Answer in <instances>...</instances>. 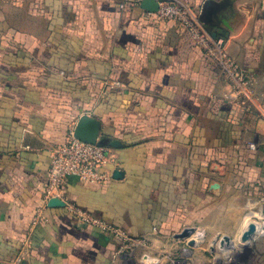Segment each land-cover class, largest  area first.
<instances>
[{
  "label": "crops",
  "instance_id": "obj_1",
  "mask_svg": "<svg viewBox=\"0 0 264 264\" xmlns=\"http://www.w3.org/2000/svg\"><path fill=\"white\" fill-rule=\"evenodd\" d=\"M141 1L0 0V264H141L44 201L51 152L82 115L119 144L117 165L104 185L68 178L64 203L161 249L193 229L264 264V236L243 240L264 209V120L228 102L216 67ZM183 1L264 93V0ZM186 240L183 264L230 262Z\"/></svg>",
  "mask_w": 264,
  "mask_h": 264
},
{
  "label": "built area",
  "instance_id": "obj_2",
  "mask_svg": "<svg viewBox=\"0 0 264 264\" xmlns=\"http://www.w3.org/2000/svg\"><path fill=\"white\" fill-rule=\"evenodd\" d=\"M157 1L159 4L155 13L157 17L175 23L190 38L193 46L203 54L204 58L216 67L223 83V97L246 112H255L260 120H264V93L258 90L257 79L230 55L228 40L212 33L202 19V10L183 0ZM119 84V82L115 83V85ZM249 147L251 150H256L257 143L253 141L249 143ZM110 165H117L115 153L111 148L86 143L76 138L75 129L71 127L65 142L51 152L49 178L44 194L45 203L48 204L53 198L62 200L64 185L70 177L82 183L97 185L110 182L112 180V174L108 170ZM65 206L78 224L98 228L103 233L111 235L117 242L119 255L134 256L140 248H145L149 243L147 237H136L77 205L65 203ZM252 218L254 220L251 222L257 225V234L264 236V209L255 212ZM37 221L34 223L36 224ZM199 234L204 236V233L196 232L192 239ZM145 257L152 259L151 264L159 262L158 258L150 257L148 254L142 257V262Z\"/></svg>",
  "mask_w": 264,
  "mask_h": 264
},
{
  "label": "water",
  "instance_id": "obj_3",
  "mask_svg": "<svg viewBox=\"0 0 264 264\" xmlns=\"http://www.w3.org/2000/svg\"><path fill=\"white\" fill-rule=\"evenodd\" d=\"M141 8L150 13H156L158 11L159 4L157 0H142ZM99 133H100V124L98 123L96 119H94L93 117L89 115H82L80 117L75 127V137L76 138L86 143H91V144H99L102 146H112V147L119 146V144L116 142H108L106 139H99ZM117 175H119V173L116 172L115 176ZM48 206L49 207H64L65 203L61 199L53 198L48 202ZM193 233H194L193 229H186L182 233H180L177 236V238L189 239L190 241L188 242V245L192 247L196 245V241L192 239ZM256 233H257V225L254 222H251L249 224L247 232H245V234L243 235V240L245 241L249 240L252 237V235ZM219 248L220 250L228 249L230 248V244L223 238L219 242ZM143 262L145 264L152 263L148 257H145L143 259Z\"/></svg>",
  "mask_w": 264,
  "mask_h": 264
},
{
  "label": "rangeland",
  "instance_id": "obj_4",
  "mask_svg": "<svg viewBox=\"0 0 264 264\" xmlns=\"http://www.w3.org/2000/svg\"><path fill=\"white\" fill-rule=\"evenodd\" d=\"M253 220H250V222ZM184 240L187 241L186 239H184ZM184 240L183 239L182 240H175L174 238H171L170 243L168 242V244H170V246L168 247L169 249L168 248L161 249V247L159 248L158 244L161 241H159V242H155V240L151 241L145 247L150 252L145 253V254H148V255H150V257H153L156 259L157 258L158 259L159 258L169 259V260L176 261L175 264H183V262L185 260L193 257V255L191 254V252L189 250L188 251L181 250V248H178L174 243H176L177 241H184ZM196 245L200 248V250L202 249V251H204V250L206 252L209 251L210 257H214L217 260L221 259V257H224L227 262L230 261L228 264H250V261L258 256V253L256 251L253 252L251 250H244L240 256H235L233 254L234 252L232 250L231 251H229V249L228 250L227 249L220 250L218 248V246L215 244V242L213 243L209 239H205V237H204V240L202 242H200V243L197 242ZM142 248H144V247H142ZM136 254L134 256H131V257L127 256V258L132 259L133 263H135V261H137L141 264H145L144 262H142V257L145 254H143L141 256H138V254L137 255ZM216 264H220V263H218V261H217Z\"/></svg>",
  "mask_w": 264,
  "mask_h": 264
},
{
  "label": "bare ground",
  "instance_id": "obj_5",
  "mask_svg": "<svg viewBox=\"0 0 264 264\" xmlns=\"http://www.w3.org/2000/svg\"><path fill=\"white\" fill-rule=\"evenodd\" d=\"M259 233H260V231H259ZM194 239H195L196 241H198V242H201V241L204 240L202 234H199V235L196 236ZM149 260L152 262V259H149Z\"/></svg>",
  "mask_w": 264,
  "mask_h": 264
}]
</instances>
